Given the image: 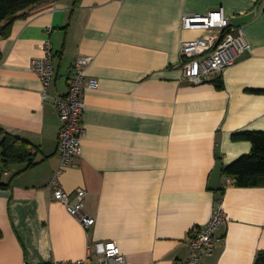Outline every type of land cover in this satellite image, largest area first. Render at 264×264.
Masks as SVG:
<instances>
[{
	"label": "crops",
	"instance_id": "1",
	"mask_svg": "<svg viewBox=\"0 0 264 264\" xmlns=\"http://www.w3.org/2000/svg\"><path fill=\"white\" fill-rule=\"evenodd\" d=\"M220 7L229 17L258 9L242 26L251 51L216 74L223 89L216 75L182 80L181 41L203 34L183 29V15ZM46 40L55 78L44 100L31 60ZM0 48V128L34 143L39 162L2 173L11 185L0 188V264L80 259L99 240L119 245L125 262L116 264H183L219 199L227 217L215 233L225 240L203 264H255L264 186H208L218 160L226 166L252 150L232 135L264 130V93L249 91L264 90V0H48L18 17ZM80 54L94 56L88 74L99 86L85 92L82 155L63 165L56 98L68 93ZM56 174L65 190L86 191L89 228L53 198ZM89 264H98L93 254Z\"/></svg>",
	"mask_w": 264,
	"mask_h": 264
},
{
	"label": "built area",
	"instance_id": "2",
	"mask_svg": "<svg viewBox=\"0 0 264 264\" xmlns=\"http://www.w3.org/2000/svg\"><path fill=\"white\" fill-rule=\"evenodd\" d=\"M183 29H198L202 35L193 39H183L180 46V59L183 69L182 80L189 83H203L233 65L241 54L251 51L244 27L233 24L223 7L206 13L186 12L182 18ZM51 28H49V32ZM43 55L31 60L38 77L44 84L43 99L49 97L48 88L55 78L53 45L50 40L43 43ZM94 56L80 54L74 62L68 93L56 98L61 127L59 130V153L62 164H74L82 155V142L85 136L84 113L85 92L97 88L99 81L88 74ZM225 179L226 186L231 183ZM224 186V185H223ZM49 187L54 189L53 198L64 203L67 211L79 218L85 228L95 223V218L84 209L86 191L77 189L75 194L65 190L56 174ZM222 200H217L209 220L196 228L189 241L192 255L183 264H203L201 258L212 254L225 237L215 233L216 228L226 220ZM92 254L98 264H116L125 259L115 241L99 240L89 250L88 256L75 260H55L53 264H89Z\"/></svg>",
	"mask_w": 264,
	"mask_h": 264
},
{
	"label": "trees",
	"instance_id": "3",
	"mask_svg": "<svg viewBox=\"0 0 264 264\" xmlns=\"http://www.w3.org/2000/svg\"><path fill=\"white\" fill-rule=\"evenodd\" d=\"M48 0H0V39L10 36L14 21L22 16L24 12L33 5ZM3 54L0 48V61ZM216 88H225L222 75H216L211 80ZM254 93H264L261 89L249 90ZM1 153L3 167L0 168V188H8L11 182L2 181L3 171L14 166L25 164V168L34 167L39 162L35 161L36 146L26 138L13 135L0 128ZM233 140H248L252 143V150L229 165L224 166L223 175L231 179L230 185L239 187H261L264 186V130H241L232 135ZM224 185V184H223ZM226 185L220 190L224 193ZM3 232L0 228V237ZM255 264H264V250H260L255 258Z\"/></svg>",
	"mask_w": 264,
	"mask_h": 264
},
{
	"label": "water",
	"instance_id": "4",
	"mask_svg": "<svg viewBox=\"0 0 264 264\" xmlns=\"http://www.w3.org/2000/svg\"><path fill=\"white\" fill-rule=\"evenodd\" d=\"M257 11L258 9L255 8L254 10L246 14L234 15L231 17V20L233 24L237 27L244 26L256 16ZM223 170H224V164L218 160L210 177L209 186H208L209 189L214 191H220L223 188V183H222Z\"/></svg>",
	"mask_w": 264,
	"mask_h": 264
},
{
	"label": "bare ground",
	"instance_id": "5",
	"mask_svg": "<svg viewBox=\"0 0 264 264\" xmlns=\"http://www.w3.org/2000/svg\"><path fill=\"white\" fill-rule=\"evenodd\" d=\"M54 190V189H53ZM121 249V248H120ZM122 251V250H121ZM123 253V252H122ZM123 255H124V253H123ZM125 258V257H124ZM81 259V258H80ZM120 262H125V259H123V260H121Z\"/></svg>",
	"mask_w": 264,
	"mask_h": 264
}]
</instances>
